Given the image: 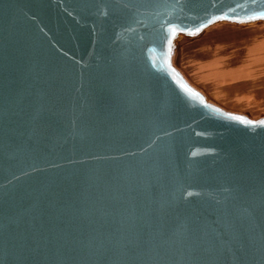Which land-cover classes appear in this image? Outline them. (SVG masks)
<instances>
[{"label": "water", "instance_id": "95a60500", "mask_svg": "<svg viewBox=\"0 0 264 264\" xmlns=\"http://www.w3.org/2000/svg\"><path fill=\"white\" fill-rule=\"evenodd\" d=\"M264 0H0V264H264V115L211 101L177 34Z\"/></svg>", "mask_w": 264, "mask_h": 264}, {"label": "bare ground", "instance_id": "6f19581e", "mask_svg": "<svg viewBox=\"0 0 264 264\" xmlns=\"http://www.w3.org/2000/svg\"><path fill=\"white\" fill-rule=\"evenodd\" d=\"M219 24L181 49L179 63L211 101L258 115L264 108V21L240 25L247 28Z\"/></svg>", "mask_w": 264, "mask_h": 264}, {"label": "rangeland", "instance_id": "374dc122", "mask_svg": "<svg viewBox=\"0 0 264 264\" xmlns=\"http://www.w3.org/2000/svg\"><path fill=\"white\" fill-rule=\"evenodd\" d=\"M210 28V27H209ZM208 28V29H209ZM208 29L204 30L203 32H201L199 35H197L196 37L192 38V39H188V38H185V37H181L179 38L177 41H176V48H175V52H174V56L173 58L171 59V62L172 64L174 63V65H176L175 67L177 69H181L182 70V67L179 63V60H178V55H179V52L181 51V49H183L187 44L191 43V41H193V39H197L198 37H201V35L207 31ZM184 72V71H183ZM185 73V72H184ZM244 113H246L248 116H250L251 118H256L258 116H261V115H264V112L263 113H260V114H250L248 112H245V111H242Z\"/></svg>", "mask_w": 264, "mask_h": 264}, {"label": "crops", "instance_id": "0c3cea01", "mask_svg": "<svg viewBox=\"0 0 264 264\" xmlns=\"http://www.w3.org/2000/svg\"><path fill=\"white\" fill-rule=\"evenodd\" d=\"M220 26V24H217V25H214V26H212V27H210L207 31H205L202 35H201V37H198L197 39H193V41H191V42H194V41H196V40H198V39H200V38H202L207 32H209V31H211V30H215V29H217L218 27ZM235 27H238V28H247V26H238V25H234ZM242 111H245V112H248V113H250V114H252L249 110H242ZM264 112V108L263 109H261L259 112H258V114H260V113H263Z\"/></svg>", "mask_w": 264, "mask_h": 264}]
</instances>
